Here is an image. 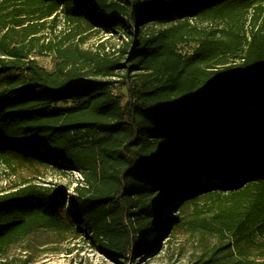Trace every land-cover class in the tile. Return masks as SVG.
<instances>
[{
  "label": "trees",
  "instance_id": "trees-1",
  "mask_svg": "<svg viewBox=\"0 0 264 264\" xmlns=\"http://www.w3.org/2000/svg\"><path fill=\"white\" fill-rule=\"evenodd\" d=\"M60 20L48 71L29 38ZM91 31L117 49H82ZM0 165L81 176L68 205L28 181L0 191V254L76 230L129 261L206 209L220 244L194 264H264V0H0Z\"/></svg>",
  "mask_w": 264,
  "mask_h": 264
},
{
  "label": "rangeland",
  "instance_id": "rangeland-1",
  "mask_svg": "<svg viewBox=\"0 0 264 264\" xmlns=\"http://www.w3.org/2000/svg\"><path fill=\"white\" fill-rule=\"evenodd\" d=\"M42 25L38 27L39 32L29 38L36 39L33 41L34 48L29 58L36 60L41 67L51 71L54 65L53 53L41 50V46L63 40L70 30L62 20L55 24L45 21ZM85 35L82 49L108 54L117 49L122 37L117 33L110 35L94 31ZM78 38V36L72 37L65 42V45L78 42ZM194 48V46L188 45L179 46V50L183 54L192 53ZM80 177L77 172L59 171L57 169L46 170L41 176H37L29 169H17L15 172H11L0 165V191L13 185H22L28 181L65 192L63 203L68 205V196L74 194L72 188L75 187L77 180L81 179ZM68 186L70 191L67 192L66 187ZM184 202L178 204L175 210H178ZM199 221L200 227L194 225L196 229L189 226L178 229L174 233V237L167 243H165L163 236L156 243L151 255H142L129 261L101 250L82 232L76 230L56 232L39 229L18 240L0 254V264H194L214 245L220 244L217 237L206 230L207 227L215 225L212 213L205 209Z\"/></svg>",
  "mask_w": 264,
  "mask_h": 264
},
{
  "label": "flooded vegetation",
  "instance_id": "flooded-vegetation-1",
  "mask_svg": "<svg viewBox=\"0 0 264 264\" xmlns=\"http://www.w3.org/2000/svg\"><path fill=\"white\" fill-rule=\"evenodd\" d=\"M191 201H192V199H188V200H185L184 203H186V202H191Z\"/></svg>",
  "mask_w": 264,
  "mask_h": 264
},
{
  "label": "water",
  "instance_id": "water-1",
  "mask_svg": "<svg viewBox=\"0 0 264 264\" xmlns=\"http://www.w3.org/2000/svg\"><path fill=\"white\" fill-rule=\"evenodd\" d=\"M186 200V198L185 199H183L180 203H182L183 201H185Z\"/></svg>",
  "mask_w": 264,
  "mask_h": 264
}]
</instances>
